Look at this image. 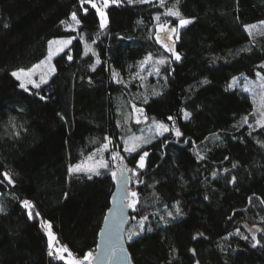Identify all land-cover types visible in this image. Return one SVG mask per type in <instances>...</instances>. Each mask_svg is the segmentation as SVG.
Listing matches in <instances>:
<instances>
[{
  "label": "trees",
  "instance_id": "obj_1",
  "mask_svg": "<svg viewBox=\"0 0 264 264\" xmlns=\"http://www.w3.org/2000/svg\"><path fill=\"white\" fill-rule=\"evenodd\" d=\"M173 3H110L101 29L98 13L85 4V15L79 0H0V264H67L48 254L44 222L74 255L95 253L112 173L125 165L135 170L129 188L139 201L127 229V237L139 232L127 238L134 263L264 264V127L258 102L229 87L240 73L264 74V36L244 28L264 21V0H180L183 17L195 19L179 32V61L155 37L158 15L179 22L166 15ZM73 11L81 23L69 28L61 21L73 23ZM56 37L73 42L55 56V74L38 89L20 88L12 72L43 60ZM149 54L167 63L144 86L135 76ZM137 106L170 127L146 147L144 168L142 150L125 151L117 124ZM97 149L108 169L91 179L70 171ZM8 167L16 183L6 181ZM24 200L34 204L31 218ZM177 202L180 213L167 216Z\"/></svg>",
  "mask_w": 264,
  "mask_h": 264
},
{
  "label": "snow or ice",
  "instance_id": "obj_2",
  "mask_svg": "<svg viewBox=\"0 0 264 264\" xmlns=\"http://www.w3.org/2000/svg\"><path fill=\"white\" fill-rule=\"evenodd\" d=\"M129 2H132V0H129ZM141 2H144V0H141ZM79 3L81 5L82 11L85 15L88 14V8L83 7V5L85 4H90L91 8L94 9L98 14H99V26L101 29H104L107 24H108V17H107V13L105 11V9H107L109 7L110 3H118V0H100L99 4L97 3V0H79ZM165 4V0H161V6H164ZM179 4H180V0H174V3L172 4V6L170 8L167 9V13L166 15L168 16H172V17H178L179 18V22L178 25L175 27H169L167 22L164 23H158L157 24V28L159 29L160 33H167L168 34V38L171 39V35L175 34V38L176 40L179 39V30L182 28H185L186 26L192 24L194 22L195 18H184L183 14L179 8ZM156 20L159 22L161 20V17L158 15L156 17ZM71 21L73 23H68L66 21H61L62 24H67V27L72 28L74 25H79L81 23L80 19L77 16V13L75 11H73L71 13ZM260 27H264V21L260 22V25L257 24H250V25H244L245 30L248 32L249 36H253L255 37V35H260V36H264V31H259L258 29ZM257 30V31H254ZM157 40H160L162 43H164V47L168 49L169 52H172L175 56V59L177 61H179L181 59V55L175 51L174 48V44L175 41H173L172 44H168L165 43L161 40V37L159 34H157ZM254 43V39L252 41ZM71 43L70 39H66V40H50L48 42L49 44V50H48V55L46 56V58L44 60H42L40 63L34 65L33 67H31L30 69L24 70V69H19L17 71H13L12 72V76H14L18 81H20V88L25 89L26 91L28 90V86L32 85L35 88H40L41 84L43 83H47V77L49 75H51L52 73H54L56 71L55 66L51 64V60L52 57L56 54H58L59 52H62L64 47H67L68 44ZM56 45L57 47L55 49H53V46ZM88 51H92V49L89 47ZM87 54V53H85ZM68 59L71 60L72 56L69 55ZM151 54H149L148 57H146L145 62H147L148 60H151ZM97 63H99V60H97ZM159 64H165L167 63V61L164 58H161L158 62ZM262 68H264V63H262L261 65ZM157 72H159V68L156 69ZM37 74H39V82L36 81V79H34L33 77H35ZM114 75H117L116 73H114ZM257 75L259 76V88L261 89L260 93H259V107L257 109V113H258V118L256 119V124L259 125L260 127H264V74H260L257 73ZM238 77H233L232 78V83L229 85V87H234L236 82L238 81ZM207 82V81H205ZM156 94V93H154ZM145 102H147L145 100ZM254 103H257L256 98L254 97L253 100ZM138 112L142 111V109H137ZM190 113L185 112L184 113V118L188 119L190 117ZM145 119H147L145 117ZM168 120H173V117H168ZM248 122V118L245 117L244 118V123ZM153 123L155 124L156 130L161 132V134L163 132L169 131V127L167 124L160 122V121H155L153 120ZM176 135L177 136H181L182 133L180 132L179 129H176ZM249 135H251V133H249ZM131 142V147H128L125 149V151L128 152H136L137 149L139 147H141L142 143H149L150 141L147 139H142L141 137H136L135 135L128 137V140L126 141V143ZM108 147L107 144L104 145L103 150H106ZM103 150H98V153L102 152ZM148 155L147 152H145L142 156H140L139 161H138V165L139 168H144L145 167V157ZM96 154H92L89 155L87 157L88 161H93V165L92 166H88L85 167L84 164L82 163L81 165H76V166H72L70 168V171H72L73 173H79L82 171H86L91 173V175H89V179L92 178V175H100V169H108L109 168V162L107 160H105L102 155L101 158L96 161ZM200 159H203V157H199ZM113 160L119 159L122 163H123V157H121L119 155V153L117 152H113V156H112ZM227 159V158H226ZM233 167H236L235 164H233ZM123 171H133L135 172L134 169H128L127 166L125 165L123 167ZM227 171V170H226ZM123 174V173H121ZM116 173L113 172L112 176L113 178L116 177ZM4 176L8 179V181L11 183L13 181H11V177L8 175V173H4ZM235 177H232V182H235ZM131 196V200L128 203V207L131 208H135L138 201V194L136 192H131L130 194ZM125 199H127V197H125ZM251 199V198H250ZM23 205L26 209H28V216L29 218L32 217L33 213H32V209L34 208V204L29 201V200H24L23 201ZM0 211H3L2 208H0ZM180 208H179V202H177V206H176V212L180 213ZM108 212H112V209L109 208ZM37 216L40 215L39 212L36 213ZM168 216H172L173 213L172 212H168L167 213ZM105 221H107L108 217L105 216ZM148 217L147 216H142L141 220H140V231H143V221L147 220ZM262 220H264V217L261 218ZM42 227H45L48 229V243H49V255L52 256L54 253L58 255V258L60 260H65V255L64 253H67V264H93V262L97 259V255L98 253H94L93 250H89L88 252H86L82 257L77 258L73 253H71L69 251V249L67 248V246H59L57 247L54 244V241L56 240V237L54 236V234L51 231L52 225L50 222H44L41 225ZM149 231H151V229H148ZM262 231H264V229H261ZM103 231V230H101ZM139 232L133 231L131 233L128 234V240L131 241L133 239V237L138 236ZM195 238V237H194ZM244 239H248V237H244ZM260 240H256V244H259ZM99 247V246H98ZM117 249L115 247H113L111 249V254L112 256H115L117 253ZM119 251H124L126 252L127 250L124 249L122 246L119 249ZM193 252H195V250H192ZM197 264H199V262H197Z\"/></svg>",
  "mask_w": 264,
  "mask_h": 264
},
{
  "label": "rangeland",
  "instance_id": "obj_3",
  "mask_svg": "<svg viewBox=\"0 0 264 264\" xmlns=\"http://www.w3.org/2000/svg\"><path fill=\"white\" fill-rule=\"evenodd\" d=\"M120 1H124V0H118V2ZM127 1V0H126ZM146 2H149V1H158L161 3V0H144ZM166 1V0H165ZM100 0H97V3L99 4ZM106 13H107V9H105ZM99 15V14H98ZM108 17V15H107ZM108 20H109V17H108ZM156 21V24L154 25L155 26V37H157V34L160 35L161 37V40L165 43H168V44H172L173 41H175V44H176V38H175V34H172L171 35V39L168 38V34L167 33H160L159 32V29L157 28V24L158 23H164L165 21H163L162 19L158 22L157 20ZM167 22V21H166ZM168 26L169 27H175L178 25L177 24H173V23H170V22H167ZM254 24H257V25H260V22H257V23H254ZM250 25V24H249ZM182 29L179 30V32L181 31ZM259 31H264V27H260L258 29ZM254 31H257V30H254ZM253 37V36H252ZM255 37H257V35H255ZM253 37V38H255ZM55 40H66V39H70L71 40V43L73 42V38L72 37H56L54 38ZM52 39V40H54ZM158 42L160 44H162V46L164 47V43H162L160 40H158ZM70 43V44H71ZM68 44L67 47L70 45ZM174 44V48H175V51L177 52L176 50V46ZM57 46L54 45L53 46V49H55ZM66 47H64L63 51L65 50ZM165 48V47H164ZM166 51L172 56L175 58L174 54L172 52H169L167 48H165ZM49 50V48H48ZM48 52V51H47ZM61 53V52H59ZM58 53V54H59ZM56 54V55H58ZM48 55V53H47ZM46 55V56H47ZM54 55L52 57V60H51V64L55 66V63H54V58L55 56ZM46 56L44 57V59L46 58ZM152 57V56H151ZM43 59V60H44ZM42 61V60H41ZM41 61L35 63L34 65L40 63ZM159 62V59L158 58H154L152 57L151 60H148L147 62H145V60L141 63V66H140V71H139V74L136 75L135 77L140 81L141 84H143L144 86L147 85L148 83V80L149 77H151L152 75H157L158 72L156 71L157 68H159L160 64L158 63ZM262 63H264V61H262ZM24 70H27L25 68H23ZM30 69V68H28ZM55 69H56V66H55ZM19 70V69H17ZM17 70H14V71H17ZM260 74H263L262 72H258ZM54 73H52L51 75H49L47 77V80L49 79L50 76L54 75ZM116 76L118 77V79H121L123 78L124 81H126V83H131V79L133 78V76L131 77H127L125 76L124 74L122 75L121 73L119 72H116ZM121 77V78H120ZM235 77H238V81L236 82L235 86L232 87V88H238L239 89V92L242 94V96L248 98V99H251L252 101L254 100V97L256 98L257 102L259 101V93L261 91V89L259 88V76H257L256 78H252V77H249L247 75H245L244 73H240L238 75H236ZM34 79H36L37 82H39V74H37L35 77H33ZM231 83H232V80H231ZM230 83V84H231ZM32 85H29L28 88H30ZM256 107V110L254 111L255 113V116L256 118H258V113H257V109L259 107V103L255 105ZM137 109H142V107L140 106H137L132 113L130 114H127V115H124L122 116V118L118 119L117 120V124L119 126V129H120V132H121V139H122V143L124 145V148H128V147H131V142H128L126 143V141L128 140V137L130 136H133L135 135L136 137H141L142 139H147L149 140L150 142L149 143H142L141 144V147H139L137 149V151H140L142 150L141 152V155H143L145 152L148 153V150H147V146L153 142L155 140V138L157 136H161V135H164L165 132H163L161 134V132L157 131L156 130V127H155V124L153 123V120L155 121H159L157 119H145V115H144V112L140 111L138 112ZM162 122V121H160ZM165 124L168 125L167 122H163ZM252 126H256V125H253ZM169 127V125H168ZM169 130H170V127H169ZM168 132V131H166ZM211 140L213 141H216V139L214 137L211 138ZM98 150H101V149H97L93 154H96V161H98L100 158H101V155L103 157V151L98 153ZM128 152V151H127ZM128 153H134V152H128ZM92 155V154H91ZM148 156V155H147ZM147 156L145 157V162L147 160ZM104 158V157H103ZM105 159V158H104ZM121 161L119 159H116L115 160V163H116V167H119L120 168V163ZM84 164L85 167H88V166H92L93 165V161H84L82 162ZM81 163V164H82ZM80 164V165H81ZM6 173H8V175L11 177V183H16L15 181L17 180V177H18V174L17 172H15L13 170L12 167H8V169L6 170ZM89 173V172H88ZM91 174V173H89ZM6 178V177H5ZM6 181H8V179L6 178ZM9 182V181H8ZM10 183V182H9ZM176 211V208H169L166 213L168 212H172L174 214V212ZM168 216V215H167ZM47 233H48V229H47ZM53 233V232H52ZM55 236V234H54ZM56 237V236H55ZM54 244L59 247L61 245H59L56 240L54 241ZM65 255V260L67 261V253H64ZM56 256L58 257V255L56 254ZM77 258H79L77 255H75Z\"/></svg>",
  "mask_w": 264,
  "mask_h": 264
},
{
  "label": "water",
  "instance_id": "obj_4",
  "mask_svg": "<svg viewBox=\"0 0 264 264\" xmlns=\"http://www.w3.org/2000/svg\"><path fill=\"white\" fill-rule=\"evenodd\" d=\"M116 174L115 190L110 198L111 206L109 207L112 212L107 211L105 216L108 219L103 220L99 230L95 251L98 255L93 264H136L127 242V229L133 221L131 209L127 206L131 198L129 188L131 177L128 171H123V166L122 171L117 170ZM121 246L127 251H119ZM113 247L118 250L115 256L111 254Z\"/></svg>",
  "mask_w": 264,
  "mask_h": 264
},
{
  "label": "built area",
  "instance_id": "obj_5",
  "mask_svg": "<svg viewBox=\"0 0 264 264\" xmlns=\"http://www.w3.org/2000/svg\"><path fill=\"white\" fill-rule=\"evenodd\" d=\"M54 255L56 256V254L54 253Z\"/></svg>",
  "mask_w": 264,
  "mask_h": 264
}]
</instances>
